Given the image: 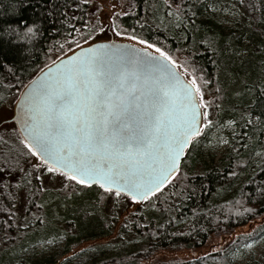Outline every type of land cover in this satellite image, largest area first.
Masks as SVG:
<instances>
[{
	"label": "trees",
	"instance_id": "1",
	"mask_svg": "<svg viewBox=\"0 0 264 264\" xmlns=\"http://www.w3.org/2000/svg\"><path fill=\"white\" fill-rule=\"evenodd\" d=\"M125 2V11L115 14L123 36L186 60L204 77L213 95L212 127L192 138L178 171L149 196L150 205L119 210L96 185L83 188L67 181L57 189L43 187L35 178L40 171L36 157L24 148L22 137L13 141L2 129L0 166L9 171L0 178V264H225L232 251L264 235L261 1L177 0L179 7L165 0ZM210 3L243 8L246 17L234 31L224 32L198 17ZM92 14L90 0H0V108L15 102L46 66L91 41ZM225 120L234 122L227 132L231 147L217 162L206 163L199 143ZM231 186L229 197L217 198L219 190ZM243 226L248 230L239 232ZM57 236L64 238L59 258L21 257L23 249ZM212 237L226 242L188 259L155 257L202 247Z\"/></svg>",
	"mask_w": 264,
	"mask_h": 264
},
{
	"label": "snow or ice",
	"instance_id": "2",
	"mask_svg": "<svg viewBox=\"0 0 264 264\" xmlns=\"http://www.w3.org/2000/svg\"><path fill=\"white\" fill-rule=\"evenodd\" d=\"M27 33L34 35L31 27ZM138 43L168 64L134 49L110 54L107 45L89 47L54 77L26 86L17 105L21 143L48 173L117 197L125 191L133 202L137 196L147 200L178 171L177 159L201 134L199 118L208 121L196 80H181L171 56L145 40ZM157 161L158 174L152 167ZM8 171L0 166V178Z\"/></svg>",
	"mask_w": 264,
	"mask_h": 264
},
{
	"label": "rangeland",
	"instance_id": "3",
	"mask_svg": "<svg viewBox=\"0 0 264 264\" xmlns=\"http://www.w3.org/2000/svg\"><path fill=\"white\" fill-rule=\"evenodd\" d=\"M262 8L264 10V0H260ZM170 6H177V0H165ZM91 8L93 14L91 16V41L87 42L85 45L90 44L96 41H107V40H116V41H126L132 44H135L139 47L146 48L151 52H155L154 48H148L146 45L138 43L139 39H130V37L123 36L121 31L115 26V14L123 13L125 11L126 2L125 0H90ZM200 20L206 22L207 24L213 25L214 23L223 28L224 32L234 31L237 27V24L240 21H243L246 17L245 9L231 7L228 5H219L218 3H210L205 10L203 15L198 16ZM116 32H119L120 35H116ZM242 44L246 45L249 42L245 34L241 39ZM83 46V45H82ZM163 51V50H162ZM166 53V52H165ZM158 54V53H157ZM169 55L168 53H166ZM244 51L242 52V55ZM170 56V55H169ZM171 58L176 61L178 67H176L180 73L188 80L191 81L195 79L197 86L201 89V93L204 96V100L207 102L208 106L202 111L208 112V121H201V134L204 133V130L212 127V120L214 119V113L211 109L212 106V91L207 88V82L200 73H194L188 65L187 61L183 60L180 57ZM193 75H192V73ZM199 99V97H198ZM16 102V101H15ZM15 102L7 103L0 108V134L2 129H6L9 133L8 136L16 141V136L20 133L16 124L11 120L14 114V105ZM205 124L208 126L205 127ZM234 130V122L231 120H225L222 123H219L213 127L210 132L207 134L205 141H201L199 144L198 153L202 160L206 163L217 162L228 149L231 147V143L228 139L227 132H232ZM22 139V138H21ZM23 140V139H22ZM35 164L40 165L39 176L41 177V185L43 187L53 190L57 189L67 180L59 175H53L48 173L46 169L41 165L39 159H35ZM26 169V168H25ZM232 186L228 188H223L219 190L216 194L217 198L229 197L232 194ZM22 193H25L24 190ZM23 196V195H22ZM110 201L109 204H115L116 210L123 208L135 209L139 204L141 205H150L152 202L150 199L143 201L133 202V199L127 195L121 194L119 197L115 195V191L109 193ZM264 203V197L262 199ZM145 202L144 204H142ZM248 227L243 226L239 232L247 231ZM226 241L221 237H212L209 241L206 242L202 247L195 249H183L178 251H163L160 254H156V258L160 260H169L174 257H181L183 259L192 258L197 255H201L204 252H210L212 250L218 249ZM90 243H84L80 245L77 250H82L89 245ZM64 238L61 236L49 237L45 243H39L37 245L31 246L29 248L23 249L21 257L29 258L31 260H39L44 256L50 254H56V258L61 256L63 250ZM225 264H264V235H261L257 239L248 242L245 245L235 249L229 254V261Z\"/></svg>",
	"mask_w": 264,
	"mask_h": 264
},
{
	"label": "water",
	"instance_id": "4",
	"mask_svg": "<svg viewBox=\"0 0 264 264\" xmlns=\"http://www.w3.org/2000/svg\"><path fill=\"white\" fill-rule=\"evenodd\" d=\"M100 45H107L108 46V49L107 51H109V53H115V52H118V51H123V50H135L136 53H140L141 55H143L144 53H147L149 57H156L158 59H160L161 61H163L165 64H168L167 61H164L162 57H159V54L157 53H154V52H151L150 50L146 49V48H142V47H139L135 44H132L130 42H126V41H116V40H107V41H96V42H92L90 44H87V45H83L79 48H76L74 51H72L71 53L61 57L60 59L56 60L55 62H53L52 64L46 66L44 69H42L32 80H30L26 86L28 87H31L32 84H36V83H39L41 82L42 80H44L45 78H48V77H54L56 74H57V70L62 68L63 66L67 65L75 56H79L83 51H86L89 47H93V48H97L98 46ZM133 55H135V53H133ZM170 68L172 67L171 64L168 65ZM174 71H176L179 75H180V79L181 80H184V81H188L182 73H180V71L175 68ZM31 82V84H30ZM24 87L23 90L21 91V93H24L28 90L27 87ZM21 93L20 95L18 96L16 102H15V105H14V114L11 118V120L16 124L17 128H18V131L22 137V139H24V129L21 127V123H20V119H19V116H20V109L17 107L18 103L23 99V97L21 96ZM198 99V97H197ZM181 116V113L179 111V108L177 107V110H176V115H175V119H176V123H177V126L179 124V118ZM200 119V123L198 124V127L201 128V121H202V116L199 118ZM194 138V137H193ZM186 151V150H185ZM184 155H185V152L182 156H180L178 159H177V167L179 169L180 165H181V162L184 158ZM153 170L155 173L158 174L159 172V168H160V164L159 162H154L153 165ZM177 172V171H176ZM175 172V173H176ZM173 173L172 176L175 174ZM170 176L169 178L167 179H164L163 180V183L160 185V188L162 186L165 185V183L172 177ZM97 186V185H96ZM155 189L153 190V193H155ZM121 194H125V191H122ZM151 194H149L150 196ZM129 197H131L130 195H127ZM132 198V197H131ZM136 200L137 201H143V199L139 196L136 197Z\"/></svg>",
	"mask_w": 264,
	"mask_h": 264
}]
</instances>
